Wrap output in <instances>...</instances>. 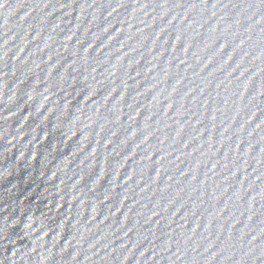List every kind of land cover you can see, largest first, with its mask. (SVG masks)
I'll return each mask as SVG.
<instances>
[{"label":"water","instance_id":"1","mask_svg":"<svg viewBox=\"0 0 264 264\" xmlns=\"http://www.w3.org/2000/svg\"><path fill=\"white\" fill-rule=\"evenodd\" d=\"M0 264H264V0H0Z\"/></svg>","mask_w":264,"mask_h":264}]
</instances>
